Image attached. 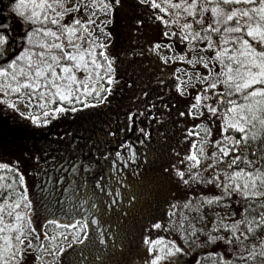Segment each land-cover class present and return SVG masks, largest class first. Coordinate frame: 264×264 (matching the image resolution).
Segmentation results:
<instances>
[{
  "label": "snow or ice",
  "instance_id": "6c2138e0",
  "mask_svg": "<svg viewBox=\"0 0 264 264\" xmlns=\"http://www.w3.org/2000/svg\"><path fill=\"white\" fill-rule=\"evenodd\" d=\"M138 2L152 10L149 19L154 17L163 26L147 40L145 51L154 53L164 69L170 61L192 66H181L169 73L175 77L174 88L180 96H189V89L193 93L190 98L194 102L179 111L178 116L200 118V123L185 128L188 135L183 136L184 141H189L190 136L196 138L190 141L183 158L171 166L177 183L189 186L187 198L171 201L166 206V217L149 227L175 229L185 237L189 230L203 233L206 239L202 243L224 241L232 249V258L212 252L215 259L210 264H264V0ZM120 4L121 0H9L4 11L18 15L25 22V32L17 41L9 26L0 24V101L16 111L18 103L25 102L30 111L20 114L36 125H48L51 117L105 103L116 83L117 57L109 51L112 41L108 37L112 33L104 26L109 21L100 22L102 35L94 37L96 21L92 17L100 13L109 16ZM182 17L187 18L181 22ZM143 26V18L136 19L133 25L137 31ZM176 40L181 45L186 42L187 48L197 54L189 56L188 52L176 51ZM200 41L205 43L201 45ZM162 49L170 54H164ZM205 49L212 54H198ZM197 64L203 65L206 72L196 68ZM217 64L220 68L213 73ZM81 70L82 76L78 75ZM197 82L200 91H195ZM221 82L224 88L218 90ZM158 84L163 87L165 81L159 80ZM142 95L147 98L149 93ZM147 108L153 105L149 102ZM144 114L143 109H134L127 118L135 126L138 116ZM217 119L218 131L209 139L213 136L210 125ZM193 127L198 131L194 133ZM137 131L148 135L144 128ZM119 147L128 148L129 159L136 158L130 140H124ZM115 155L123 159L121 152ZM116 163L112 161L113 166ZM195 183L208 184L217 194L201 192L193 197L191 192L195 189L191 186ZM18 185L24 186L22 191ZM4 190L8 191L0 195V264H57L65 252L57 236L63 239L66 233L47 237L52 241L48 247L43 243L33 246L36 228L25 229V225H32V200L18 161H0V192ZM215 207H220L223 215L215 212ZM184 210H194L195 215H185ZM209 212L214 218L208 216ZM49 223L69 230L72 240L79 242L77 237H87L90 224L99 221L85 210L83 217L73 216L66 223L53 219ZM35 239L39 241V234ZM100 240L104 241L102 234ZM143 242L152 253L148 264H160L184 252L176 240L164 235H145ZM41 250L43 255H38Z\"/></svg>",
  "mask_w": 264,
  "mask_h": 264
},
{
  "label": "trees",
  "instance_id": "16d2710c",
  "mask_svg": "<svg viewBox=\"0 0 264 264\" xmlns=\"http://www.w3.org/2000/svg\"><path fill=\"white\" fill-rule=\"evenodd\" d=\"M131 2V9L135 10L134 7L137 6L138 1L131 0ZM8 3L9 0H0V13L3 14L0 17V24L9 26L10 34L19 41L20 35L25 32V22L15 13L9 15L4 11ZM141 7L147 12L145 18L142 17L144 25L151 27L154 31L152 35L155 36L162 30L163 26L159 25L154 17L149 19L152 14L149 7L142 5ZM81 15L85 19L87 18L86 14L82 13ZM164 15L167 16L168 14L164 13ZM114 17L116 20L118 19L117 15ZM186 18L182 17L181 22ZM93 20L95 19L93 18ZM97 26L100 27V24L96 21L95 28ZM112 26V36L108 37L112 41V44L109 45V51L117 57L118 75L113 90L109 93L105 103L79 109L76 113L68 112L59 117H51L48 125H36L27 116L20 114L22 113L20 105L25 102L18 103L19 111H16L0 101V161L19 162L21 171L25 173L29 198L32 200L30 206L32 211L29 213L32 218V225H25L26 231L34 227V221L41 225L38 227V231H41L42 224L51 226V229L54 228L56 225L45 222L44 216L46 215L49 221L56 219L65 223V220H62L63 214L60 213L58 202H56L59 187L61 198L65 196L69 200L85 185H94L95 193L99 194L101 209L104 199H108V203H111L114 197L118 207L113 206V209L116 208L120 213L113 214L110 218L117 216L121 234L130 227L129 225H133L132 223L140 218L152 221L156 218L166 217V206L171 201L182 202L187 198L185 193H179L174 189L168 192L167 202L163 199L162 192L167 180L174 176L171 166L176 164L178 159L183 158L180 149L183 144L189 146L190 141L195 137L190 136L189 141H184L183 136L188 135L185 128L197 123L200 118L194 120L191 116H178L179 111H184L189 104L194 102L190 98L193 94L192 89H189V96L182 97L175 88L171 91L166 90V85L172 84L174 86L175 77L169 73L175 71V68L183 66L185 69H191L192 66L183 61H170L169 67L164 69L163 62H158L153 53L151 56L156 62L152 65V70L156 69L159 77L153 76L149 80V77L142 78L137 71L138 65L143 61L138 45L134 42L127 43L124 40V35H120L117 31V22L114 25V18ZM172 27L178 28V25ZM109 32L111 31L109 30ZM100 35H102L101 29L93 32L94 37ZM143 42L146 43L147 39ZM174 43L176 51L188 52L189 56L197 54V52H192L187 48L186 42L181 45V42L176 40ZM199 43L202 45L205 41ZM130 49L132 50L130 51ZM12 50L15 51V48ZM165 53L170 54L166 51ZM205 53L209 56L212 54L207 49L198 54L204 55ZM125 56L128 59H125ZM198 65L200 64H197L196 68ZM219 68L220 65L217 64L216 68L212 69L213 73L217 72ZM78 75L82 76L83 71L78 72ZM179 75L181 73H177V76ZM159 80L165 81L163 87L158 84ZM223 88L222 82L217 85L218 90ZM200 90L201 85L196 83L195 91ZM144 92L149 93L147 98L142 95ZM149 102L153 105L151 109L147 108ZM165 104L170 106L165 108ZM134 109H143L145 113L138 116L135 126L127 118V113ZM170 116L171 118H169ZM163 118L166 120L156 123ZM155 123L158 126H154ZM137 128H144L148 135L144 136L139 131L137 132ZM192 131L195 133L197 129L193 127ZM126 139L132 143V150L136 154L134 160L129 159L127 147L124 149L119 147L120 143ZM138 141H143V143ZM118 151L121 152L123 159L116 157L115 153ZM177 153L181 155L178 157ZM113 160L117 162L115 166L112 164ZM97 181L101 183L97 184ZM9 182L11 181L9 180ZM175 186L177 187V184ZM17 187L22 191L24 186L18 185ZM183 187L184 191L189 190V186ZM191 187L195 189V193L191 194L193 197H198L201 192L205 195L217 194L210 190L211 186L208 184L195 183ZM109 189L112 191L109 192ZM7 191L0 192V195H6ZM207 207L209 206L205 205V208ZM21 210H25L23 206ZM179 211L180 208L177 209V216ZM184 211L185 215H195L194 210L191 212ZM123 212H126L127 215H123ZM215 212H220L223 215L220 207H215ZM139 213L142 214L139 215ZM208 216L214 218L212 212H209ZM191 222L196 223L195 221ZM186 226L184 225V227ZM196 227H201V224L196 223ZM208 227L211 228V224ZM57 231L47 233L44 227L42 229L44 239L39 238V241L33 243V246L36 247L38 243H43L45 247H48L52 241L48 240L47 237L56 234ZM61 232L66 233L65 239L68 236L72 237V233L67 229ZM182 237L187 244L196 247L198 250L214 246L216 242H224L202 243L206 239L205 234L199 232L193 234L190 230L187 237ZM81 241H83L82 235ZM95 241L98 242L97 239ZM80 245L72 257L62 258L60 256L63 260L62 264H66L65 262L68 263V261L70 264H106V259H114V256L121 254L123 249L119 243L118 250L120 251L112 256L117 249L111 253L103 254V250L100 248L102 255L89 260L90 255L87 252L92 248L85 246V243H80ZM73 246L74 244L71 243L68 249ZM231 251L230 247L227 251L220 249V247H217L216 250L207 251L202 254L199 264H210L211 260L215 259L210 255L212 252L226 253L231 259ZM37 254L42 255V250ZM34 264H39V262L35 261Z\"/></svg>",
  "mask_w": 264,
  "mask_h": 264
},
{
  "label": "rangeland",
  "instance_id": "374dc122",
  "mask_svg": "<svg viewBox=\"0 0 264 264\" xmlns=\"http://www.w3.org/2000/svg\"><path fill=\"white\" fill-rule=\"evenodd\" d=\"M138 1V0H137ZM130 4H132L131 0H121V4L118 6H114L113 11L111 12V14L109 16H106L104 13H100L98 16H93V18L100 24L101 21L104 20H108L109 22L106 23L104 26L108 29V31L110 30L112 33V28H113V18H114V25L117 22V31L119 32L120 35H124V40L128 43H136L139 47L140 52H143V61L138 65L137 67V71L139 73V75H141L142 78L145 77H149L148 80L153 77V76H158L157 72L155 70H152V65L156 62L155 59L152 58V54H149L147 51H145L146 48V43H144L143 41L145 39H149L151 38L150 36L152 35V28L144 25L143 28H141L139 31H137L133 25L136 19L138 18H142L146 16V10H144L141 7V4L138 2L137 6L134 7L135 10L131 9ZM118 17V19L116 20V18L114 16ZM122 17H124L122 19ZM122 19V20H119ZM111 22V23H110ZM119 27V28H118ZM101 28L99 26L96 27V31L100 30ZM157 32V31H156ZM154 35H152L153 37ZM132 49H130L131 51ZM164 54L165 51L162 49L161 50ZM128 53V51H127ZM126 53V54H127ZM125 59H128L127 56L124 57ZM202 73L206 72V69L204 68L203 65H198L197 67ZM159 77V76H158ZM166 79H168V76H166ZM172 81H173V77H172ZM198 83V82H197ZM198 85H200L198 83ZM168 91H171L174 89V86L172 84L170 85H166ZM20 109L22 110V112L25 111H30L27 108V104L26 103H22L20 105ZM205 113L207 114L206 110ZM34 113V112H33ZM171 118V116L169 117ZM166 119H161L156 123H160L161 121H164ZM207 123V121H205ZM156 123L154 124V126H158V124L156 125ZM197 123H200V120H198ZM213 124V125H212ZM211 124V129L213 132V136L209 137V139H212L213 137L216 136V133L218 131V119L217 120H213ZM198 131V130H197ZM138 132V131H137ZM203 135V132H201ZM196 137H194L195 139ZM188 149V144H183L181 150V153L183 154L184 152H186ZM173 178L168 179L167 182L165 183V186L163 188V192H162V197L163 199H165L168 202V198H169V193L170 191H173L174 189L177 190L179 193H185L187 194L189 192L188 191H184V187L185 185L183 184H178L177 183V178L175 177L174 172L172 173ZM175 184H177V187L175 186ZM210 190H212L210 188ZM195 193V191H192L191 194ZM136 202V201H134ZM142 213H139V215ZM133 217V216H132ZM141 217V216H140ZM158 218H156L155 220H148V219H143L140 218L138 219L135 223H132L133 225H129L130 227L127 228V230H125V232L123 234L120 233V240L123 241V243L120 241V245H122V251L121 254H118L116 256H114V259H106L105 262L106 264H148V261L150 260V257L152 256L151 252L147 251L148 245H146L143 242V237L145 235H149L150 238H155L156 235H164L166 237V239L169 240H176L177 243L184 249L183 253H176L174 255H172L169 258H166L164 260H162L160 262V264H199L201 256L203 253L207 252V251H212V250H216L217 247H220V249H223L224 251L228 250V247L225 246V242H216L214 244V246H211L209 248H204L201 250H198L196 247L191 246L189 244H187L184 240L182 235L180 234L179 231L173 229V230H169V231H164L163 229H153L149 227L150 223H154ZM34 227L36 228V233H34L32 236V244L35 242L37 243V240L35 239V237L37 236V234H39V238H43L42 236V229L45 227V232H51L54 230H58V232H61L62 230H64L63 228H58L56 226H54V228L51 229V226H44V224H42V228L41 231H38L39 228L41 227L39 222L34 221ZM54 229V230H53ZM126 229V228H125ZM80 238L81 236L77 237V240L79 241L78 243H80ZM57 240L59 241V245H64L65 246V252L61 253L60 256H62V258H67V256L65 255L68 246H71V243L75 244L77 243L76 241H73L72 238L70 236H68L66 239H60L59 236H57ZM44 242V240H41ZM72 241V242H70ZM70 243V244H69ZM58 245V247H59ZM57 247V250H58ZM116 249H112L111 251H109V253H111L112 251H114ZM120 250H116L112 256L119 252ZM42 255H43V251H42ZM62 258H58L57 260V264H59V261L61 262L60 264H62L63 260H61ZM69 258V257H68ZM66 261V260H64ZM104 262V260H102ZM39 262V261H38ZM66 264H70L69 261L68 263L65 262Z\"/></svg>",
  "mask_w": 264,
  "mask_h": 264
},
{
  "label": "flooded vegetation",
  "instance_id": "af4514ba",
  "mask_svg": "<svg viewBox=\"0 0 264 264\" xmlns=\"http://www.w3.org/2000/svg\"><path fill=\"white\" fill-rule=\"evenodd\" d=\"M88 186V187H87ZM61 190L58 188V195L56 202H58V206L60 208V213L63 215V219L66 222H69L73 216H84L85 210L88 211L90 216H96L99 223L98 224H90L89 235L84 237L82 235L83 241L80 243H85L87 247H91L87 254L90 255L89 260H92L94 257L102 255L100 248L103 250V254L109 253L112 249H118L120 241V232L117 216L114 218H110L113 214H119L120 211L116 208L113 209V206L118 207L116 204V200L112 199L111 203H108V199L103 200L102 209L101 204L99 205V194L95 193L94 185H85L82 190H79L77 194L67 200V197L61 198ZM121 200V198H119ZM85 203H81V202ZM115 201V203H113ZM106 203V205H104ZM95 204L96 207L93 208L92 205ZM109 210V211H108ZM123 215H127L126 212H123ZM45 222H49L48 216H44ZM104 236V241L101 242L100 235ZM98 240L96 242L95 240ZM80 243L74 244V246L66 251V256L69 258L72 257L76 248L80 247ZM80 245V246H79ZM88 257V256H87Z\"/></svg>",
  "mask_w": 264,
  "mask_h": 264
}]
</instances>
